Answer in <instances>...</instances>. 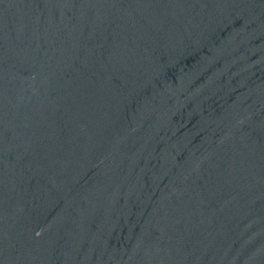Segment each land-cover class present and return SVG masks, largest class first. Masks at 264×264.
Returning <instances> with one entry per match:
<instances>
[{"label": "water", "instance_id": "obj_1", "mask_svg": "<svg viewBox=\"0 0 264 264\" xmlns=\"http://www.w3.org/2000/svg\"><path fill=\"white\" fill-rule=\"evenodd\" d=\"M0 264H264V0H0Z\"/></svg>", "mask_w": 264, "mask_h": 264}]
</instances>
